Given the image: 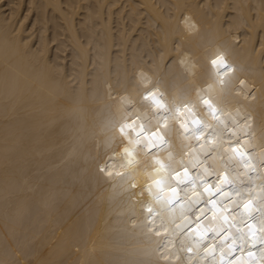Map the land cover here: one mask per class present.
<instances>
[{"label":"bare ground","instance_id":"bare-ground-1","mask_svg":"<svg viewBox=\"0 0 264 264\" xmlns=\"http://www.w3.org/2000/svg\"><path fill=\"white\" fill-rule=\"evenodd\" d=\"M185 14L198 34L187 35ZM221 51L227 67L213 72ZM149 87L167 93L180 121L185 101L210 100L228 125L225 155L239 139L264 160V0H0V264H187L180 234L168 250L173 225L156 235L147 212L157 209L144 187L156 166L119 131L170 117L149 112ZM177 138L190 159L195 144ZM215 157L198 161L205 185L222 171L257 178L239 204L264 201L252 193L264 191V161L249 174Z\"/></svg>","mask_w":264,"mask_h":264},{"label":"clouds","instance_id":"clouds-1","mask_svg":"<svg viewBox=\"0 0 264 264\" xmlns=\"http://www.w3.org/2000/svg\"><path fill=\"white\" fill-rule=\"evenodd\" d=\"M182 24L188 23L190 24V30L186 29L187 35L191 36L193 34L199 33V25L197 22L188 14H185L183 19L181 20ZM179 45H177V49L179 50ZM226 53L221 51L218 55L224 57ZM163 55V53H161ZM215 72L217 65H212ZM231 70V69H229ZM241 84H244V80H240ZM148 87V85H145ZM150 90H155L157 96L160 97L164 102H167L168 98L167 93L165 91H160L157 87H149L146 92L142 93V98L144 99L147 107L149 108L150 113H157L163 112L162 110L156 109L150 100H146L144 97L146 93ZM171 108V107H170ZM202 111L206 116L209 117V109L202 105L200 106ZM170 117L168 118L169 127L173 129L175 133L179 132V135L184 140H189L195 144V147L192 148L191 152L193 156H191V161L188 158L187 163L190 168L195 169L197 166L200 156L205 155L208 152H211L213 149L216 150V157L214 160L218 158L217 161L221 160L222 155H224V160L228 163V165L237 166L240 169H245L244 167L246 163H244L243 159L240 155L237 156H226L225 153H222V146L223 142L219 138V129L220 125L217 122H212V128L206 129L204 126V136H207L209 133H215L214 142L210 144H205L204 137L202 136L200 140L196 139L197 133H195V129L197 125L192 124V119L195 118L192 114H184L181 118L182 120L187 119L188 121V128L189 131L185 132L184 129L180 128V120H177V116H174L173 110L170 109L169 113H166ZM145 116V115H144ZM184 117V118H183ZM147 117H144L145 125L148 127L149 125H157V118L151 117V119L147 120ZM197 119V118H195ZM140 124V122H137ZM201 126H203L201 124ZM131 140L135 141L138 139L136 137L135 132L131 133ZM126 143L131 148H136L140 146V151L138 153L140 155H144L147 166H156L152 159V156L160 159L167 165H174L177 162H184L185 159L182 158V148L186 146V143L179 144L178 148L172 150L173 160L167 161L169 158V153L167 152L164 146L159 145L156 148L148 149L144 147V142L141 144L130 143L128 139ZM143 141V138L140 137ZM204 144L205 147L201 148V145ZM134 155V154H133ZM213 156V155H212ZM241 158V159H240ZM134 159H136L134 157ZM212 162L210 163L211 166L218 167L219 169H225V165L221 162ZM258 161L259 164L263 162V159L255 157V165L258 170ZM237 162V164H235ZM157 167V166H156ZM188 167V166H187ZM188 167V169H190ZM162 170L160 172L154 171L152 175L146 173L147 178L150 180L151 185V192L148 190V186L145 185L147 188V193L153 197L154 204L157 206V210L159 211V218L160 220H173L178 216L185 214L191 207L192 201L189 198H177L176 200L169 203V199L172 197L171 192L164 191L165 185L170 182L172 179L167 174L168 170ZM199 170L200 174H207L209 170L206 167H198L196 171ZM193 171V170H192ZM250 174V173H249ZM241 175V174H239ZM238 175V176H239ZM161 180V186L157 187L154 183V180ZM254 179V182L257 178H250ZM184 192H182L183 194ZM260 193L264 194V191H257V194ZM178 195V194H177ZM176 195V196H177ZM181 196V194H179ZM226 194H220L216 196H209L208 192L200 193L198 196L192 198L193 199H200L201 207L198 210H195L194 215L195 221L193 223V227L183 233L180 237V244L190 248L195 251L192 259H199L202 257V250L206 253H211L212 258L209 261V264H263V255H264V233L262 231V211L258 210L256 212H252V204H245L242 208L234 207L233 203H224V199ZM252 217L254 219H252ZM248 218L249 222L246 224L242 223V220ZM203 246V247H202ZM238 252V254L231 256L230 253Z\"/></svg>","mask_w":264,"mask_h":264},{"label":"snow or ice","instance_id":"snow-or-ice-1","mask_svg":"<svg viewBox=\"0 0 264 264\" xmlns=\"http://www.w3.org/2000/svg\"><path fill=\"white\" fill-rule=\"evenodd\" d=\"M40 55L41 57L43 56L42 53ZM212 64L223 65L227 67V65H225L224 57L221 55H217V57L212 60ZM144 98L146 100H150L152 105L158 110L165 107V105L162 103V100L157 96L155 90L148 91ZM202 103L207 106L213 119L219 120V117L217 116L218 109L213 105V103L208 99H202ZM176 112L183 115L184 113H191L192 109L189 107V103L185 101L180 107L176 108ZM192 124L197 125V128L195 129V133H197L196 135L197 140H200L201 137L203 136L205 140V144H210L214 142L215 133H209L207 136H204V126H201L200 120L193 118ZM245 126H247V121H245ZM180 128L184 129L185 132L189 131L187 119L182 120L180 122ZM225 128H228V125H225ZM126 129L130 131H126ZM119 131L122 135L129 138L130 143L134 142L135 144H141L142 142H144L145 148L152 149L158 147L161 144L166 143V136L169 135V133L172 132L173 129L169 127L168 117L165 116L162 119L157 120V126L155 128L146 127L144 123L137 124L136 121L133 120L130 123L128 122L122 123L119 126ZM231 131L232 134L235 135V130H231ZM132 132H135L136 137L138 138L135 141H132L130 138ZM140 137L143 138V141L140 139ZM204 147L205 145L202 144L201 148ZM230 148L233 153H236L241 157L247 154L246 152L241 150V141L239 139L236 141L234 145H230ZM124 151L129 157H132L133 152L129 148H125ZM169 155L171 156V153ZM152 159L154 161V164L157 166L155 168V171L157 172L165 170L166 167L171 168V165L166 166L163 161L156 158L155 156H152ZM131 162L132 160L129 159V163ZM181 164H182V160H181ZM247 166L248 165L246 164L245 167ZM101 171H103V169H101ZM172 172L175 173V176L172 178L177 179L178 183H183L185 180H187L189 176V170L186 165L182 167V170L180 167L172 168ZM169 175L171 176V173ZM220 182L223 183L224 178H220ZM154 183L157 185V187H160L162 181L157 179L154 180ZM133 187H135V185H133ZM148 190L149 192H151V185L148 186ZM217 190H219L218 185H217ZM169 191L172 193V197L169 199V203H171L172 199H174L177 195V187L169 186ZM205 191H210V186L206 185ZM245 207H247V205H245ZM147 212L149 213V215H151L153 209L151 207H148ZM157 234L159 235V232H157ZM189 251H191V249H189Z\"/></svg>","mask_w":264,"mask_h":264}]
</instances>
